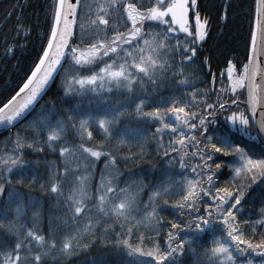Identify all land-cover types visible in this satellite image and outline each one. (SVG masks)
<instances>
[{"label":"snow or ice","instance_id":"obj_1","mask_svg":"<svg viewBox=\"0 0 264 264\" xmlns=\"http://www.w3.org/2000/svg\"><path fill=\"white\" fill-rule=\"evenodd\" d=\"M201 2L3 11L0 61L43 35L0 99V127L19 129L0 139V264H264V0H252L247 62L225 58L218 74ZM236 8L220 0L216 23Z\"/></svg>","mask_w":264,"mask_h":264},{"label":"trees","instance_id":"obj_2","mask_svg":"<svg viewBox=\"0 0 264 264\" xmlns=\"http://www.w3.org/2000/svg\"><path fill=\"white\" fill-rule=\"evenodd\" d=\"M37 3H43L44 0H36ZM12 3V0H0V15L3 11L8 9ZM220 0H202L201 7L202 12L206 11L213 18V26L211 29V34L203 45L202 51L206 56H211L213 59L212 73L218 74V72L224 70L225 58L245 61V46L248 42V35L250 31L249 20H250V9L252 8V0H236L237 8L236 13L232 16V19L227 23L223 21L216 23L215 17L217 14V8L219 6ZM34 10L29 9L28 12L31 14ZM10 30V28H9ZM43 35V28H39L37 33H35L31 41L28 42L27 47L16 54L15 58H9L8 60L0 61V99L13 94L14 90L18 89L21 81L28 74L29 69L36 58L41 44V37ZM239 71V65L237 66ZM196 71V68H193ZM220 81L217 80V87H219ZM224 84L227 85L228 81L225 80ZM57 87L52 89L50 96L57 93ZM167 94V93H165ZM237 97L241 102V107L243 108L244 95L237 93ZM87 99V98H86ZM134 126V125H133ZM18 128H13L12 132H6L0 135V139L6 138L9 135H13ZM31 159H38V157H31ZM228 160L229 158H224ZM98 168H102V165H98ZM228 169H222L219 174L218 183L223 184L224 182L231 179L227 175ZM39 195V193H34ZM50 204L47 198H44L43 212L46 215L49 210ZM250 209H246L244 215H247ZM167 215V213H165ZM171 218V217H169ZM253 218H256L253 216ZM208 237L202 238V242L207 243ZM258 259V258H257Z\"/></svg>","mask_w":264,"mask_h":264},{"label":"water","instance_id":"obj_3","mask_svg":"<svg viewBox=\"0 0 264 264\" xmlns=\"http://www.w3.org/2000/svg\"><path fill=\"white\" fill-rule=\"evenodd\" d=\"M258 39H259V38H258ZM258 46H259V45H258ZM262 68H264V65H262ZM257 83H258V84L262 83L260 77H257ZM262 96H264V93H262ZM262 102H264V101H262ZM6 132H8L7 129L0 127V135L5 134Z\"/></svg>","mask_w":264,"mask_h":264},{"label":"rangeland","instance_id":"obj_4","mask_svg":"<svg viewBox=\"0 0 264 264\" xmlns=\"http://www.w3.org/2000/svg\"><path fill=\"white\" fill-rule=\"evenodd\" d=\"M236 72H238V70H234V78H235Z\"/></svg>","mask_w":264,"mask_h":264}]
</instances>
